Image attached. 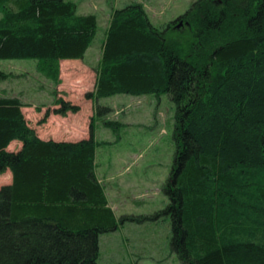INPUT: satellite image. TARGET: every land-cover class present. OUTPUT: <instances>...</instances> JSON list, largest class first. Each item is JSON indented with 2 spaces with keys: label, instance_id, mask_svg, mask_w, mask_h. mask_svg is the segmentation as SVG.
Segmentation results:
<instances>
[{
  "label": "trees",
  "instance_id": "trees-1",
  "mask_svg": "<svg viewBox=\"0 0 264 264\" xmlns=\"http://www.w3.org/2000/svg\"><path fill=\"white\" fill-rule=\"evenodd\" d=\"M219 1L179 17L190 40L169 38L139 3L110 13L85 95L95 116L111 111L97 101L114 95L167 94L175 108L167 204L152 215L116 218L108 206L93 117L88 139L43 141L21 100L0 97V175L11 174L0 188V264H98L100 236L164 218L181 264H264V0ZM96 33V17L70 1L0 0V60H34L55 86L59 62L83 59ZM54 104L56 115L79 111Z\"/></svg>",
  "mask_w": 264,
  "mask_h": 264
},
{
  "label": "rangeland",
  "instance_id": "rangeland-1",
  "mask_svg": "<svg viewBox=\"0 0 264 264\" xmlns=\"http://www.w3.org/2000/svg\"><path fill=\"white\" fill-rule=\"evenodd\" d=\"M65 1L75 4L77 15H94L97 19V33L86 55L78 60L74 70L60 72L57 86L37 72L34 60H0V97L21 100L25 105L24 119L40 138L73 139L80 135L79 128L89 132L93 117L95 141L104 143L95 150L96 177L111 204L116 206V217L152 215L167 204L161 187L175 152L174 105L167 94L114 95L97 101L111 109L103 117H97L93 102L85 95L94 89L95 69L112 10L139 3L154 27L164 30L170 26L169 38L190 40V24L179 17L201 0ZM210 3L214 8L220 7L219 0ZM56 99L77 106L79 111L64 116L54 114L59 107L54 104ZM62 121L69 130L64 131L59 124ZM105 122L112 125L107 127ZM13 146L9 149L13 150ZM10 182L9 172L0 175V188ZM169 238L168 218L143 224L126 223L117 231L100 236L98 264H181L169 251Z\"/></svg>",
  "mask_w": 264,
  "mask_h": 264
},
{
  "label": "crops",
  "instance_id": "crops-1",
  "mask_svg": "<svg viewBox=\"0 0 264 264\" xmlns=\"http://www.w3.org/2000/svg\"><path fill=\"white\" fill-rule=\"evenodd\" d=\"M89 49V48H88ZM88 49H87V51H88ZM87 51H86V53H87ZM86 53H85V55H86ZM84 55V56H85ZM82 60V59H81ZM80 60V61H81ZM77 62H78V60H62V61H60L59 63H60V72L62 71H65V72H68V71H70V70H74V68H75V65L77 64ZM73 77V76H72ZM62 78V77H61ZM70 79H71V77H70ZM23 109V108H22ZM62 127H64V131H67V130H69V127H66V125H67V123L65 122V121H62V122H60L59 123ZM72 130H74L73 128H72ZM77 132H79L80 133V135L78 136V137H75V138H73V139H59V140H56V139H54V138H40V137H38L39 139H41V140H43V141H55V142H70V143H75V142H78V141H80V140H84V139H88L89 138V132L86 130H83L82 128H79L78 129V131ZM87 132V133H86ZM94 139H95V136H94ZM12 144H14V149L13 150H10L9 148H10V146L12 145ZM20 147H21V144L19 143V142H17V141H13V142H11L10 143V145L8 146V148H7V150L8 151H10V152H16V151H18L19 149H20ZM7 172H9V171H7ZM94 172H95V175H96V161H95V170H94ZM10 173V172H9ZM10 176H11V174H10ZM97 178V177H96ZM99 181V180H98ZM100 182V181H99ZM11 183V182H10ZM9 185V184H8ZM105 196H106V199H107V202H108V206L111 208V210L113 211V213H114V215H115V217H116V214H115V211H116V206H113V204H111V202L109 201V199H108V196H107V194H106V192H105ZM117 218V217H116Z\"/></svg>",
  "mask_w": 264,
  "mask_h": 264
},
{
  "label": "water",
  "instance_id": "water-1",
  "mask_svg": "<svg viewBox=\"0 0 264 264\" xmlns=\"http://www.w3.org/2000/svg\"><path fill=\"white\" fill-rule=\"evenodd\" d=\"M181 24V23H180Z\"/></svg>",
  "mask_w": 264,
  "mask_h": 264
}]
</instances>
